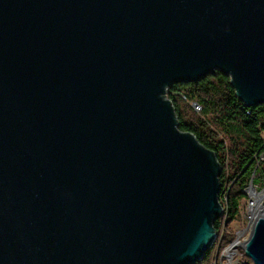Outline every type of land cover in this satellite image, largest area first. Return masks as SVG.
Masks as SVG:
<instances>
[{"label":"water","instance_id":"95a60500","mask_svg":"<svg viewBox=\"0 0 264 264\" xmlns=\"http://www.w3.org/2000/svg\"><path fill=\"white\" fill-rule=\"evenodd\" d=\"M218 71L264 106V0H0V264L201 260L221 168L165 90Z\"/></svg>","mask_w":264,"mask_h":264},{"label":"trees","instance_id":"16d2710c","mask_svg":"<svg viewBox=\"0 0 264 264\" xmlns=\"http://www.w3.org/2000/svg\"><path fill=\"white\" fill-rule=\"evenodd\" d=\"M185 87H189V91H185ZM182 90L187 94V99L203 104L204 114L218 108L222 109L220 121L216 119L211 122L214 131L208 128L199 116L191 112L189 106L181 102L176 94L170 95L179 120L178 129L181 132L192 134L199 144L213 151L221 168L220 194L225 190L227 192V212L225 217H219L214 221L213 228L219 231L225 222V230L220 240H213L202 259L193 263L218 264L221 252L235 238L229 229L230 224L239 217L240 202L246 198L243 190L255 171L251 157L254 152L260 149L259 135L264 130V106H243V103L234 96V89L229 84V78L219 71L198 82L179 83L172 87L173 92ZM246 111L249 112V115L245 114ZM230 119L235 120V123L229 124L228 120ZM221 130L231 138L229 145L219 139L217 132H221ZM211 137L213 141L208 140ZM231 167L233 170L228 169ZM251 181L254 184L257 179L253 178ZM240 256L241 258L245 257L242 250Z\"/></svg>","mask_w":264,"mask_h":264},{"label":"built area","instance_id":"2783aa9c","mask_svg":"<svg viewBox=\"0 0 264 264\" xmlns=\"http://www.w3.org/2000/svg\"><path fill=\"white\" fill-rule=\"evenodd\" d=\"M172 87H173V85H169L168 88L165 90V97L170 102V104L173 108V111H174V107L172 105V101L170 100V95H172L174 93V94H176V96H178V98L181 100V102H183L187 106H189V109L191 110V112H193L194 114H196L197 116H199L202 119L203 123H205V125L208 128H210L211 130H214L211 122L216 120V119H218V121H220V119H221L220 113L222 112V109L218 108L217 110L210 112L209 113L211 115V117H210L209 114H204L203 104L198 103L196 100L187 99V94L185 93L184 90L179 91V92H177V91L173 92ZM245 114L249 115V112L246 111ZM174 115H175V118L177 120V123L179 124V120L175 114V111H174ZM228 123L234 124L235 120L230 119V120H228ZM178 124H177V127H178ZM217 133H218L219 139L222 140L223 143L226 144L227 143V141L225 140L226 135L222 132V130H221V132H217ZM208 140L213 141V138L211 137ZM259 140H260V149H258L256 152H254L252 157H251V160L253 161L254 166H255V171L252 174L253 178H255L254 177L255 175L259 176L260 172L262 170H264V130L260 133ZM224 161H226V158H224ZM262 176H264V172H263ZM255 179H257V182L255 184H252V181H251L249 183V185H246V187L243 190V192H245L247 194L246 198H245V209H244V220H245L246 226H245V229H243L242 231H238L236 233L237 238L239 237L240 232H244V234H245V232H249L252 230L254 223L256 221V218H257V216L261 210L259 207L254 208L256 201H258L259 206H264V178H263V181L259 178H255ZM219 185L221 188L220 179H219ZM249 188H251L253 190L252 194H249L247 192V190ZM226 193L227 192L225 190L224 192H222V194H220V190H219L218 200H219V204H220V209L222 210L221 215H219L220 217L226 216V212H227ZM225 226H226V223L223 222V225L219 231L214 230V232L216 233V235L214 236L215 239H217V240L221 239V236L225 230ZM236 240L234 238L233 241L235 242ZM233 241L228 246H231L234 243ZM228 249H229V247H228Z\"/></svg>","mask_w":264,"mask_h":264},{"label":"rangeland","instance_id":"374dc122","mask_svg":"<svg viewBox=\"0 0 264 264\" xmlns=\"http://www.w3.org/2000/svg\"><path fill=\"white\" fill-rule=\"evenodd\" d=\"M184 89H185V91H189V87H185ZM210 117H211V115H210ZM225 140L227 141V143L229 145L230 144L229 140H231V138L227 135ZM228 169L233 170V167L228 168ZM263 172H264V170H262L260 172L259 176L255 175L254 177L259 178L263 181V178H264V176H262ZM252 178H253V176L251 175L247 185H249ZM239 209H240L239 217L230 224V228H229L233 232V234L235 235V240L237 239L236 233L238 231H242L243 229H245V226H246V223L244 220L245 199H243L240 202V208ZM250 232L251 231L245 232V234H242V233L240 234V237H239L240 245H238L236 248V251H234L233 257H230V255H229L230 252H228V250H227L228 247H230V246H227L226 248H224L223 251L221 252L220 260H219L218 264H251L249 259H247L246 257L241 258V256H240V251L242 250V246L245 243V241L248 239Z\"/></svg>","mask_w":264,"mask_h":264},{"label":"bare ground","instance_id":"6f19581e","mask_svg":"<svg viewBox=\"0 0 264 264\" xmlns=\"http://www.w3.org/2000/svg\"><path fill=\"white\" fill-rule=\"evenodd\" d=\"M247 192L249 193V194H252V192H253V190L251 189V188H249L248 190H247ZM260 208L261 210H260V212H263L264 213V206H259L258 205V201H256V204L254 205V208ZM253 208V209H254ZM244 234V232H240L239 233V237H240V234ZM243 236V235H242ZM239 237L237 238V240L229 247V249H228V252H230L229 253V255H230V257H233V253H234V251H236V248H237V246L238 245H240V241H239ZM232 252V253H231Z\"/></svg>","mask_w":264,"mask_h":264}]
</instances>
